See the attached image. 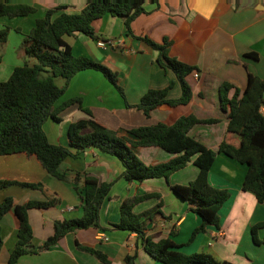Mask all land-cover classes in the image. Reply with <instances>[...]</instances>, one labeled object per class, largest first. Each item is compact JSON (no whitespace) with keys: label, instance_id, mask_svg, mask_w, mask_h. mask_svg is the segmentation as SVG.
Segmentation results:
<instances>
[{"label":"crops","instance_id":"crops-1","mask_svg":"<svg viewBox=\"0 0 264 264\" xmlns=\"http://www.w3.org/2000/svg\"><path fill=\"white\" fill-rule=\"evenodd\" d=\"M89 1L10 0L12 4L34 6L36 12L26 17L0 18V27L11 29L8 41L0 44V65H4L8 57L12 62L11 67L0 68V78H3L0 81L7 80L16 67L25 64L27 59L21 45L38 19L47 11L62 6L65 9L60 12L81 13ZM143 7L145 12L131 24L132 35L128 34L123 18L106 15L94 23L95 38L84 33L65 37L76 56L89 57L116 72L125 97L103 73L88 69L71 80L56 106L82 97L84 106L92 109L98 123L131 138H134L128 132L131 128L156 122L172 125L182 116L218 119L216 124H197L190 131L191 137L218 151L228 135L229 124L228 113L221 105L220 86L228 82L245 91L250 74L264 78V0H145ZM145 37L156 43L168 38L172 43L170 55L194 66L199 73V78L191 75L189 79L193 88L189 104H164L154 109L150 118L136 108L147 91L162 90L173 84L168 99H179L183 91L176 73L160 66L158 52L144 40ZM111 40L114 44L106 47L98 44ZM251 53L258 57L248 56ZM83 118L88 115L74 109L61 123L47 121L44 130L52 144L69 147V126ZM230 139L239 142L238 137ZM134 150L148 165L168 162L177 156L159 147ZM60 171L69 177L74 176L72 172H86L103 182L113 183L100 212L101 228L69 233L47 250L22 256L18 264H105L81 250L78 243L104 252L111 264H126V257L135 254L136 264H163L146 252L137 233L115 228L121 220L123 201L148 193H160L164 200L165 217L148 224V235L155 241L172 238L188 255L207 252L218 260L235 264H264V243H256L252 236V227L264 222V203L260 204L252 192L242 189L248 166L223 153L218 154L209 174L213 187L230 193L229 200L220 210L221 227L209 226L192 242L191 237L202 225V219L171 185L186 186L197 178L200 170L193 161L174 173L170 181L154 178L128 182L121 177L124 166L119 158L89 148L79 158L66 159ZM0 180L38 184L39 187L30 189L12 185L0 192V202L7 197H13L18 203L56 199L52 207H35L29 211L34 233L32 243L36 248L54 234L55 221L83 216V199L73 184L52 177L35 157L24 154L0 156ZM158 203V199L144 201L135 206L134 212L142 214ZM1 228L4 247L0 264H9L19 231L14 212L3 217ZM258 237L264 240V229L259 230Z\"/></svg>","mask_w":264,"mask_h":264},{"label":"trees","instance_id":"trees-1","mask_svg":"<svg viewBox=\"0 0 264 264\" xmlns=\"http://www.w3.org/2000/svg\"><path fill=\"white\" fill-rule=\"evenodd\" d=\"M145 0H90L78 14L60 12L64 6L51 9L38 19L34 28L25 37L21 48L26 62L16 67L7 81H0V156L24 154L35 157L42 167L54 178L72 183L83 199V216L76 219L57 220L54 234L44 245L34 247L33 229L29 211L35 207L48 208L56 204V199L44 202L29 201L18 203L13 197L0 202V253L4 247L1 221L14 212L19 221L18 241L10 254L9 264H18L26 254H37L59 243L67 234L100 229V212L109 197L113 183L103 182L90 173L72 172L73 177L61 172L60 168L68 158H79L89 148H97L120 159L124 166L121 175L128 182H143L147 179L170 177L190 162L199 168V174L189 185H171L173 191L192 205L202 219V225L195 229L190 242L200 233H205L209 226L220 229V210L229 200L230 193L213 187L209 182L210 171L218 154L246 164L248 171L242 189L252 192L260 204L264 203V78L250 74L245 91L231 83L220 86L222 109L228 113L227 136L218 151L212 150L190 136V131L197 124H216L218 119L200 120L194 115L182 116L172 125L156 122L152 125L139 126L128 130L129 136H121L94 119L92 109L85 107L82 97H75L56 106L65 94L71 80L80 72L88 69L97 70L114 85L125 97L118 74L108 66L89 57L76 56L71 46L65 41L66 36L84 33L95 38L94 23L106 15L121 17L129 35H132V22L145 12ZM36 12V8L26 4H12L10 0L0 1V18L26 17ZM11 29L0 30V44L8 41ZM144 40L158 52V63L165 70H173L181 85L182 96L168 99L169 87L162 90L147 91L136 108L150 118L151 112L164 104L170 106L187 105L193 95L190 76L197 68L190 66L170 55L171 41L164 38L156 43L145 37ZM248 56L257 58L255 53ZM30 59L35 60L31 63ZM57 78L64 79L63 86H58ZM233 93V94H232ZM129 105V104H128ZM79 109L88 118L80 119L69 126L70 146L52 144L44 130L47 121L61 123L64 116ZM238 137L239 142L231 141ZM138 147H159L177 156L168 162L146 164L135 152ZM18 185L37 189L38 184L12 180H0V192ZM158 199L159 203L142 214L134 212L139 203ZM164 200L160 193H148L123 201L121 220L116 229L137 233L142 239L146 252L163 264H235L218 260L214 255L202 252L185 254L172 238L155 241L148 235V224L165 217L162 208ZM264 229V222L252 227V236L256 243L262 244L258 232ZM81 250L90 253L100 262L111 264L110 258L102 251L77 244ZM137 255H128L126 264H136Z\"/></svg>","mask_w":264,"mask_h":264},{"label":"rangeland","instance_id":"rangeland-1","mask_svg":"<svg viewBox=\"0 0 264 264\" xmlns=\"http://www.w3.org/2000/svg\"><path fill=\"white\" fill-rule=\"evenodd\" d=\"M7 26H5V28H6ZM4 28V26L3 27H0V29H3ZM24 57H25V55H24ZM30 62L31 63H33V62H35V60H33V59H30ZM12 62H11V60H10V58L8 57V59L6 60V63L4 64V65H0V68L2 69V68H4V69H7V68H9V67H11V64ZM0 79H3V78H0ZM7 80L9 79V78H6ZM7 80H5L4 79V81H7ZM56 83H57V85L58 86H62V85H64V83H65V81H64V79H62V78H57L56 79Z\"/></svg>","mask_w":264,"mask_h":264},{"label":"built area","instance_id":"built-area-1","mask_svg":"<svg viewBox=\"0 0 264 264\" xmlns=\"http://www.w3.org/2000/svg\"><path fill=\"white\" fill-rule=\"evenodd\" d=\"M0 1H3V0H0ZM98 44H99V46L106 47L107 45L114 44V42H113V40H111V41H108V42H99ZM194 76L196 78H199V73L197 71H195L194 72ZM105 239L108 240V238H105Z\"/></svg>","mask_w":264,"mask_h":264}]
</instances>
